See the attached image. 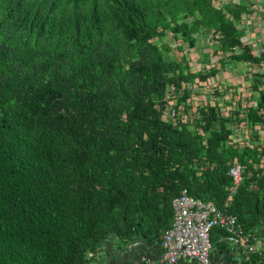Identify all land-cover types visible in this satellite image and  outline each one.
Instances as JSON below:
<instances>
[{
  "label": "trees",
  "instance_id": "trees-1",
  "mask_svg": "<svg viewBox=\"0 0 264 264\" xmlns=\"http://www.w3.org/2000/svg\"><path fill=\"white\" fill-rule=\"evenodd\" d=\"M217 1L0 0V264H92L113 237L162 243L183 189L261 234L264 139L233 142L231 115L188 86L256 58L239 50L246 5ZM202 35L219 67L168 58ZM261 110L264 92L244 120ZM226 235L214 226L212 244ZM247 258L264 264V249Z\"/></svg>",
  "mask_w": 264,
  "mask_h": 264
},
{
  "label": "built area",
  "instance_id": "built-area-1",
  "mask_svg": "<svg viewBox=\"0 0 264 264\" xmlns=\"http://www.w3.org/2000/svg\"><path fill=\"white\" fill-rule=\"evenodd\" d=\"M223 54L218 51L210 58L209 67L219 66V57ZM264 57V50L261 51ZM202 81V82H201ZM197 84L203 88L198 92L204 96L205 99L197 98L194 91L197 89ZM188 86L192 89V94L195 100V105H209L217 101L219 113L227 115L224 112L226 103L223 102L221 93L223 85L218 75H212L205 80H196V83H189ZM237 88H239L237 86ZM174 90L173 86L167 89L164 97L168 102V106L163 111L166 119L170 118L171 122L176 124L177 119L182 115V111H178L176 115L172 110V106L176 101L175 97H171L170 93ZM217 90L220 95L215 94ZM235 90V89H234ZM249 87L242 88V91H236L239 96H243L245 100L242 102L244 109H237L239 116H245L249 107L256 106V101L247 100ZM264 90V89H263ZM212 92V94H211ZM231 93V92H230ZM215 96V97H214ZM182 109V108H181ZM171 111V114H170ZM231 115L229 126L232 128L231 140L239 144L248 143L250 138L257 137L264 139V121L258 124L248 123L244 120H239V116L234 114L235 111H227ZM264 113V110H261ZM170 116V117H169ZM200 131H202L200 129ZM261 163L264 165V158ZM245 166L242 162L236 160L229 170V174L234 178V188H236L242 180V173ZM174 217L172 225L165 231L162 245L164 247V259L168 263H176L181 259H188L194 261L196 264H210L211 250L213 247L211 241V230L214 226H221L226 230L227 235L224 240L232 245L239 253L248 256L259 250L257 245V238L255 235L250 236L245 234L240 228L237 217L230 213L227 208H219L213 201H206L201 198L191 195L187 189H183L179 195L172 200ZM100 247L98 248V252ZM95 253L90 252L89 257H94ZM135 264H149V261L143 260Z\"/></svg>",
  "mask_w": 264,
  "mask_h": 264
},
{
  "label": "crops",
  "instance_id": "crops-1",
  "mask_svg": "<svg viewBox=\"0 0 264 264\" xmlns=\"http://www.w3.org/2000/svg\"><path fill=\"white\" fill-rule=\"evenodd\" d=\"M229 2L243 3L247 11L242 16L240 27L244 29L242 45L250 48V53L256 57L254 61H244L247 69L238 75L233 74L231 66L222 68L223 76L216 74L221 82L225 84L222 90H219L223 102L226 103L224 112L243 110L245 107L242 102L243 96L236 94V91H242V88L249 87L247 100L253 101L258 98L261 92H264V57L261 51L264 50V0H227ZM211 43L210 37L206 35L199 36V41L193 47L184 45L182 52H178L176 46L168 52V58H184L188 61L194 71L208 66V56L210 50L207 48ZM172 44V43H171ZM240 45V46H242ZM177 50V51H176ZM184 54L183 57L178 54ZM207 56V59L205 57ZM219 67V66H218ZM222 77V79H221ZM254 83H259L258 90H254ZM223 85V84H222ZM229 85V86H228ZM234 85V86H233ZM239 87L231 93V87ZM218 101V100H217ZM239 112V111H238ZM226 115V114H225ZM243 143L240 145H244ZM261 234L257 238L259 249H264V226L260 228ZM214 245L211 250L210 264H245L247 256L239 253L229 243H223L222 240ZM100 254V255H99ZM164 247L162 243L147 244L142 238L122 239L113 237L105 241L100 246V250L95 255L92 264H135L143 260L149 261V264H172L164 259ZM173 264H196L188 259H181Z\"/></svg>",
  "mask_w": 264,
  "mask_h": 264
},
{
  "label": "rangeland",
  "instance_id": "rangeland-1",
  "mask_svg": "<svg viewBox=\"0 0 264 264\" xmlns=\"http://www.w3.org/2000/svg\"><path fill=\"white\" fill-rule=\"evenodd\" d=\"M221 2H222V0H218L216 4H220ZM208 37H210V40L212 41V37L211 36H208ZM243 49H244V46L243 45L242 46H239V50L240 51H242ZM227 66H231V70H232L233 74H235V75H238V73L239 74L240 73H243L247 69V64L244 61H234V60L227 61V63L224 65V67H227ZM219 75L220 76H223V71L222 70L219 72ZM221 79H222V77H221ZM222 84H223L224 87H226L223 82H222ZM233 86L231 87V90L229 89L230 92H232L234 89L237 88V87L233 88ZM202 88L203 87L201 85L197 84V89L198 90L194 91V93L197 95V98H199V99H205L204 96H202V94L200 92H198L199 89H202ZM211 94H212V92H211ZM258 98L254 99V100L257 102Z\"/></svg>",
  "mask_w": 264,
  "mask_h": 264
}]
</instances>
